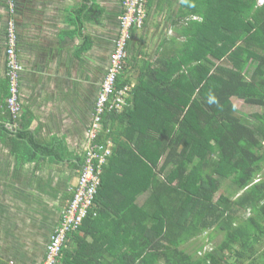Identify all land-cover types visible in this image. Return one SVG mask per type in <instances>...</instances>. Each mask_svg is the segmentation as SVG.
I'll use <instances>...</instances> for the list:
<instances>
[{
	"label": "trees",
	"instance_id": "obj_1",
	"mask_svg": "<svg viewBox=\"0 0 264 264\" xmlns=\"http://www.w3.org/2000/svg\"><path fill=\"white\" fill-rule=\"evenodd\" d=\"M145 5L144 28L154 0ZM164 5L155 6L161 12ZM173 8L154 25L152 43L139 42L134 30L135 49L111 96L125 99L130 87L127 104H106L92 144L101 154L100 146L113 144L99 192L83 222L68 230L57 264H264V109L245 118L234 103L264 107V0H180L175 15ZM75 9L81 28L85 20L100 23L105 11L98 0ZM92 45L88 35L82 48ZM0 132L13 143L34 142L26 126L13 133L2 123ZM39 145V153L71 160L79 182L88 147L78 157L51 149L56 141ZM217 235L222 240L211 246Z\"/></svg>",
	"mask_w": 264,
	"mask_h": 264
},
{
	"label": "crops",
	"instance_id": "obj_2",
	"mask_svg": "<svg viewBox=\"0 0 264 264\" xmlns=\"http://www.w3.org/2000/svg\"><path fill=\"white\" fill-rule=\"evenodd\" d=\"M81 1L16 0L12 14L8 1L0 0V124L9 128L13 124L7 69V25L13 17L23 67L18 83L22 114L14 130L26 126L34 140L13 143L0 132V261L5 264H42L61 209L78 182V169L72 168L71 160L39 153L37 144L51 147L56 141L51 149L58 147L61 156H66L62 150L67 148L78 157L88 145L96 102L119 32L122 0H98L105 9L101 22L85 20L83 28L75 9ZM163 1V10L159 12L154 5L149 25L138 30L139 42L149 37L153 22L162 23L168 5L174 3L176 14L180 0ZM74 15L77 25L71 23ZM88 35L93 40L89 51L82 48ZM134 49L133 39L130 50ZM6 108L10 113L7 122ZM17 150L26 155L23 160L16 156Z\"/></svg>",
	"mask_w": 264,
	"mask_h": 264
},
{
	"label": "built area",
	"instance_id": "obj_3",
	"mask_svg": "<svg viewBox=\"0 0 264 264\" xmlns=\"http://www.w3.org/2000/svg\"><path fill=\"white\" fill-rule=\"evenodd\" d=\"M7 1L11 13L14 14L16 11V0ZM146 2L147 0L124 1V12L120 15V34L116 39L115 51L111 57L110 68L96 102L93 122L88 134V138L90 137L87 145L89 156L88 165L84 174L79 179L78 189L74 199L71 201L69 208L62 213V227L52 236L51 243L48 245L47 258L43 264H57V258L59 257L68 230L74 225L81 224L83 219L88 215L89 209L95 203V198L101 185V166L106 163V156L112 152L113 144L110 143L106 148L100 146L99 149L103 151L101 154L92 148L93 140L97 137L101 129V115L107 109L106 104L115 103L118 108L127 104L126 99L130 94V87H126L125 92H122L125 99L113 96V99H116L115 101L111 96L117 91V77L122 71L124 62L127 59L128 46L133 39L134 30L142 29L145 25L144 19L147 16ZM17 41L16 20L11 17L7 25V69L8 77L11 81V96L8 99L9 111L15 120L10 126L13 131L18 126L17 121L22 114V101L20 99L18 83L23 67L17 55ZM96 160L98 161V165L95 163Z\"/></svg>",
	"mask_w": 264,
	"mask_h": 264
},
{
	"label": "rangeland",
	"instance_id": "obj_4",
	"mask_svg": "<svg viewBox=\"0 0 264 264\" xmlns=\"http://www.w3.org/2000/svg\"><path fill=\"white\" fill-rule=\"evenodd\" d=\"M153 25H156L155 22H154ZM154 27L155 26H152L151 27V30L149 31L150 32V35H149V37L146 38V42L147 43H149V42L152 43V39L154 37V30H155ZM154 48H155V44H152V46H150V50H153ZM234 103H235V105H236L239 113L240 114H243L245 118H250L254 113H261V112H263V109H264V107H261V106H251V105H247V104H245L244 101H242V99H239L237 97L234 99ZM11 131L14 133L13 130H11ZM228 188H229V185L226 188H224V191H227ZM230 191H231V189H230ZM218 195H220V193ZM222 238H223V235H217L215 237V239L212 241L211 246L213 244L219 243L222 240Z\"/></svg>",
	"mask_w": 264,
	"mask_h": 264
},
{
	"label": "clouds",
	"instance_id": "obj_5",
	"mask_svg": "<svg viewBox=\"0 0 264 264\" xmlns=\"http://www.w3.org/2000/svg\"><path fill=\"white\" fill-rule=\"evenodd\" d=\"M143 28H144V27H143ZM143 28H142V29H143ZM142 29H137V30H135V32L138 31V30H142ZM135 32H134V33H135ZM133 39H134V34H133ZM133 39H132V40H133ZM131 42H132V41H131ZM131 42H130V44H129V46H128V52H129V48H130ZM115 43H116V41H115ZM128 54H129V53H128ZM116 87H117V84H116Z\"/></svg>",
	"mask_w": 264,
	"mask_h": 264
}]
</instances>
